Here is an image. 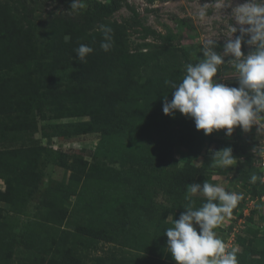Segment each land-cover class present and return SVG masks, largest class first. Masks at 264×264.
Wrapping results in <instances>:
<instances>
[{
  "label": "rangeland",
  "instance_id": "1",
  "mask_svg": "<svg viewBox=\"0 0 264 264\" xmlns=\"http://www.w3.org/2000/svg\"><path fill=\"white\" fill-rule=\"evenodd\" d=\"M220 2L124 0L122 7L111 16L88 23L83 16L89 13L92 0H85L87 6L79 13L69 9L72 0H0V85L5 87L0 95L8 98L16 92L12 87L19 90L17 103L1 105L0 149L41 145L51 151L49 158L39 160V184L23 214L14 219L7 212L6 202L0 201V264H55L59 260L58 253H41L38 247H28V241L21 243L19 237L24 229H29L26 225H35L45 219L49 212L46 199L57 206L51 213L57 211L63 216L60 227L72 231L89 221L95 212L96 201H91L92 194L101 193L100 190L112 196L139 194L145 199L151 198L156 207L160 204L169 207L167 219L171 220L174 198L158 192L155 186L156 174L161 175L160 169L155 172L151 167L142 168L125 161L127 159L121 160L124 154L132 158L149 150L159 155L156 150L160 149L169 151L164 160L167 171L189 164L196 172L194 183L208 182L242 195L232 214L215 229L229 250L236 249L240 253L248 243L258 252L264 249V201L259 194L260 182L252 183L244 174V156L233 146L234 143L249 142V152L255 161L253 141L260 136L257 126L249 132L236 127L231 136H226L223 129L218 130L199 148L188 145L189 139L197 137V131L154 127L141 130L139 127V130L117 136L121 150L114 147L110 151L104 150L100 147V132L87 131L88 115L84 103L92 91H82L86 83L83 62L69 51L57 62L59 69L50 72L47 68V64L55 60L52 45L62 34L67 38L80 32L87 35L102 33L100 25H106L126 41L127 45L122 47L125 50L158 52L170 49L180 54L184 75L186 64L202 59L201 45L207 38H218L216 50L222 51L231 23L234 25L235 22L227 15L230 9L225 10V14L217 11ZM243 2L234 0V5ZM202 6L208 9L203 19L198 15ZM238 34L234 33L233 38ZM219 43L222 46L219 47ZM241 50L246 55L251 48L242 43ZM229 58L225 57V60ZM235 75L231 66L225 64L214 79L230 86L237 82ZM132 77L145 79L140 73ZM41 92H46L49 97L42 99ZM228 146L237 163L226 169L214 166L212 153ZM74 160H81L78 170L84 166L83 162L86 168H93L92 176L97 175L102 183L98 191L95 178L88 183L89 191L82 184L84 176L81 175L80 180L72 176L70 166ZM4 186L0 178V190H4ZM194 197L204 198L201 194ZM100 245L111 246L109 243Z\"/></svg>",
  "mask_w": 264,
  "mask_h": 264
},
{
  "label": "trees",
  "instance_id": "2",
  "mask_svg": "<svg viewBox=\"0 0 264 264\" xmlns=\"http://www.w3.org/2000/svg\"><path fill=\"white\" fill-rule=\"evenodd\" d=\"M66 1V0H59ZM124 0H92L88 14L83 20L88 23L107 18L122 7ZM113 35V46L108 52L100 48L102 33L87 35H70L66 38L64 34L52 45L55 60L47 64L48 71L54 72L59 69L57 62L65 52L73 51L79 45L85 44L94 49L86 57L84 64L86 83L82 91H92L85 101L87 109L88 125L87 131H98L101 134L100 147L109 151L114 148L121 150L118 145L117 136L129 130L158 129H190L197 131L195 139H189V146L201 147L216 131L205 135L203 130L195 128L194 120L186 118L176 112L175 116L165 115L162 104L167 96L171 100L172 89L165 83L167 80L179 82L183 78L181 70L180 54L173 50L165 49L158 52L129 51L122 47L127 43L119 38L115 32ZM218 46H222L221 43ZM165 52V54H164ZM60 59V60H59ZM186 59V57L184 58ZM2 67H0V70ZM140 73L144 80L134 79V74ZM133 74V75H132ZM238 86V82H232L230 87ZM15 87V86H14ZM5 89L0 85V93ZM13 94L4 98L0 95V113L3 111L1 105L4 103L14 105L19 99V90L12 87ZM36 92V91H35ZM42 99L48 98L46 92H41ZM193 140V141H192ZM236 152H242L245 159L244 174L251 178L253 174L260 181L258 171L252 153L249 152V142L242 141L234 143ZM153 150L147 153L121 156V160L130 161L140 167H151L155 172L159 169L161 175L156 174L155 186L158 192L173 197V209L171 220H168L169 207L161 204L155 206L151 198L145 199L141 195H116L108 192L92 194L91 201L94 202L95 212L89 221L81 224L72 231L70 228L60 227L63 216L60 212L51 210L57 207L46 199L47 212L42 222L28 224L27 230L19 235L20 241H28V247H38L41 253H58L59 260L55 264H176L171 254L166 251L167 237L164 230L172 226V220L178 219L188 201L186 187L194 183L196 172L192 165H184L175 171H167L164 160L168 157L166 149ZM51 151L45 146H23L20 148L0 149V178L4 182V190H0V201L9 206L7 212L14 219L23 214L34 190L38 187L40 172L38 163L41 157H50ZM120 160V159H119ZM81 160H74L70 166L72 176L81 179L83 185L91 191V178H95V188L102 186L98 176H92L93 168L84 166L78 170ZM254 161V162H253ZM78 170V172H77ZM157 172V173H158ZM78 173V175H76ZM97 181V183H96ZM260 193L262 184H258ZM154 190V191H157ZM155 193V192H154ZM195 206L199 207L204 198L192 197ZM57 216V218H53ZM18 222L14 223L17 225ZM100 243H109L110 247L104 248ZM239 264H264V249L257 251L248 243L242 252L237 253Z\"/></svg>",
  "mask_w": 264,
  "mask_h": 264
},
{
  "label": "clouds",
  "instance_id": "3",
  "mask_svg": "<svg viewBox=\"0 0 264 264\" xmlns=\"http://www.w3.org/2000/svg\"><path fill=\"white\" fill-rule=\"evenodd\" d=\"M86 6L85 0H72L69 9L79 13ZM228 9L227 15L235 24L231 23L222 51L216 50L218 38H207L201 45L202 59L186 64L179 82L165 81L172 89V99L165 95L163 113L174 117L179 112L193 119L195 128L205 135L223 129L226 136H231L236 127L244 132L254 125L257 131L264 127V0H244L235 5L234 0H221L217 5L222 14ZM207 14L206 6L198 11L202 19ZM100 29V48L108 52L114 43L113 29L106 25H100ZM242 43L251 48L246 55L241 50ZM93 51L85 44L74 49L79 62H86ZM225 57L230 58L226 61ZM225 64L235 71L238 86L230 87L214 79ZM212 162L224 169L237 163L230 146L214 151ZM257 180L255 174L250 178L252 183ZM187 193L185 211L164 230L166 251L176 264H239L238 250H229L215 229L232 214L242 195L208 182L189 184ZM197 194L204 197L199 207L192 199Z\"/></svg>",
  "mask_w": 264,
  "mask_h": 264
},
{
  "label": "built area",
  "instance_id": "4",
  "mask_svg": "<svg viewBox=\"0 0 264 264\" xmlns=\"http://www.w3.org/2000/svg\"><path fill=\"white\" fill-rule=\"evenodd\" d=\"M253 151L255 154V165L260 172V183L263 186L261 199L264 201V127L260 129V136L253 141ZM226 245V244H225Z\"/></svg>",
  "mask_w": 264,
  "mask_h": 264
}]
</instances>
